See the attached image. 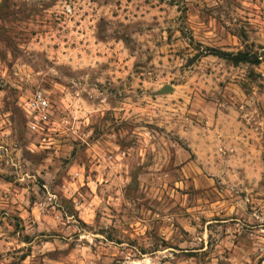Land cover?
Listing matches in <instances>:
<instances>
[{"label": "rangeland", "instance_id": "rangeland-1", "mask_svg": "<svg viewBox=\"0 0 264 264\" xmlns=\"http://www.w3.org/2000/svg\"><path fill=\"white\" fill-rule=\"evenodd\" d=\"M211 49L264 0H0V264H264V61Z\"/></svg>", "mask_w": 264, "mask_h": 264}, {"label": "built area", "instance_id": "built-area-1", "mask_svg": "<svg viewBox=\"0 0 264 264\" xmlns=\"http://www.w3.org/2000/svg\"><path fill=\"white\" fill-rule=\"evenodd\" d=\"M19 107L26 129L41 137L44 148H55L49 138V135L55 134L58 128L54 120L55 110L50 93L44 88H37L30 96L19 102Z\"/></svg>", "mask_w": 264, "mask_h": 264}, {"label": "trees", "instance_id": "trees-1", "mask_svg": "<svg viewBox=\"0 0 264 264\" xmlns=\"http://www.w3.org/2000/svg\"><path fill=\"white\" fill-rule=\"evenodd\" d=\"M209 53L218 56L232 64H239V63L259 64L262 60L264 61V59H262L260 55H258L257 53H251L250 51L247 50H239L236 53H233V52L223 51L220 49H211L206 51V54Z\"/></svg>", "mask_w": 264, "mask_h": 264}, {"label": "water", "instance_id": "water-1", "mask_svg": "<svg viewBox=\"0 0 264 264\" xmlns=\"http://www.w3.org/2000/svg\"><path fill=\"white\" fill-rule=\"evenodd\" d=\"M172 89V87L170 85H164L163 87H161L159 93H166L168 91H170Z\"/></svg>", "mask_w": 264, "mask_h": 264}]
</instances>
